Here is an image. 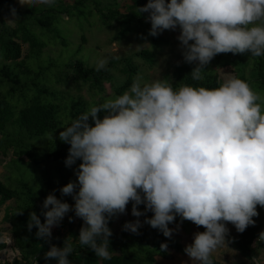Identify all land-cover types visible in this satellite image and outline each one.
<instances>
[{
  "label": "clouds",
  "instance_id": "9594fccd",
  "mask_svg": "<svg viewBox=\"0 0 264 264\" xmlns=\"http://www.w3.org/2000/svg\"><path fill=\"white\" fill-rule=\"evenodd\" d=\"M37 2L52 6L56 0H17L28 7ZM136 9L148 14L151 36L179 28L183 60L195 65L193 80L203 79L218 54L264 56V0H147ZM9 14H17L15 5ZM106 64L101 58L96 69ZM62 128L58 138L70 145L65 166L81 161L76 181L59 189L74 204L50 192L41 206L44 222L29 214L27 228L35 226L38 238L50 239L52 228L72 211L83 221L75 241L110 259L109 220L131 202L137 219L123 230L137 233L144 216V223L170 238L169 224L179 216L205 229L193 234L184 253L191 262L213 264L212 253L226 245V223L242 233L255 223L257 206L264 207V100L239 77L208 88L174 87L166 78L146 82L137 75L122 94L90 106ZM72 250L69 236L44 257L71 264Z\"/></svg>",
  "mask_w": 264,
  "mask_h": 264
},
{
  "label": "trees",
  "instance_id": "16d2710c",
  "mask_svg": "<svg viewBox=\"0 0 264 264\" xmlns=\"http://www.w3.org/2000/svg\"><path fill=\"white\" fill-rule=\"evenodd\" d=\"M133 2V6L122 14L114 1L103 7L101 0H77L72 6L65 4L64 0H56L52 6L43 4L22 10L17 0H0V157L6 158L12 153L13 173L18 175L7 183L0 180V209L7 203L15 204L5 218L12 227L14 245L20 256L12 264H56L55 259L46 260L44 253L52 245L62 247L65 240L59 236L48 240L38 238L35 235L36 227L29 231L27 223L30 212H35L41 223L44 222L41 206L50 192L70 205L74 203L70 195L62 196L59 189L69 181H76L74 170L81 161L77 160L71 167L65 166L70 145L60 141L58 136L62 127L90 108V103L80 96L72 97L67 90L85 87L93 97H97L103 96L109 85L112 95L102 98L104 102L126 91L139 74L132 57L123 60V68L119 71L124 77L121 82L113 73L118 63L111 62L97 70L83 58L82 48L78 46L75 56L62 60V54L68 53L70 43L64 39L60 24L75 19L84 24L95 15L101 25L115 29L116 38L121 40L132 34L133 28H144L149 22L146 19L148 14L138 15L136 9L145 4L141 0ZM12 5L17 10L15 16L9 14ZM64 15L68 20L63 18ZM9 20H13L14 25ZM120 27L123 29L120 30ZM82 40L85 42L84 37ZM152 41L155 48L169 43L163 37H154ZM49 45H59L63 50L61 56L56 60L42 61L44 50ZM25 47L28 48L26 52ZM135 57L149 67L156 64V54L150 51H142ZM193 67L195 65L190 64L175 69V87L184 84L217 87L222 81L215 70L232 69L237 77L248 81L264 100V56L251 57L247 51L235 55L218 54L205 66L202 80L191 78ZM105 114L101 111L98 117L102 118ZM131 206L129 202L127 207ZM258 207L260 212H264V207ZM138 209L143 211L144 205H138ZM67 215L72 221L77 218L72 211ZM145 215L151 217L152 213L149 211ZM119 216L116 214L110 218L108 227L111 231ZM139 219L142 228L130 238L112 231L110 259H101L86 246L74 241L69 256L71 264H157L159 260L172 261L175 254H185L181 241L173 235L165 237L159 229L144 223V216ZM190 222L177 216L169 227L187 226ZM197 227L200 232L205 230L203 226ZM2 238L0 229V252L7 248L1 242ZM256 241L257 229L250 225L232 245L242 258L252 262ZM162 243L167 244L165 250H161ZM213 264L217 263L213 260Z\"/></svg>",
  "mask_w": 264,
  "mask_h": 264
},
{
  "label": "rangeland",
  "instance_id": "374dc122",
  "mask_svg": "<svg viewBox=\"0 0 264 264\" xmlns=\"http://www.w3.org/2000/svg\"><path fill=\"white\" fill-rule=\"evenodd\" d=\"M77 0H64L65 4L72 6ZM103 2V7L108 5L109 2H116L118 4L119 11L124 14L127 12V9L133 6V0H101ZM143 4L147 3V0H141ZM43 4L36 3L30 5V7L25 5L18 6L22 9L28 8H37ZM93 6V5H92ZM95 14V13H94ZM65 20H68L67 16H63ZM77 22L76 19L72 20L69 23H61L60 31L64 39L69 43L68 53L62 54V60L65 61L66 57H73L76 54L77 48H82L83 58L90 63L91 66L96 67V62L101 58L107 59V65L111 62H115L117 65L113 68L114 75L121 81H124V77L119 73L120 69L123 68V60L128 58H133L134 64L139 69V74L144 78L146 82H150L153 79L166 78L172 81L173 86L175 87V81L173 78V72L179 66L190 65L189 63L184 62L181 48L179 47V41L177 36L179 35V28L176 30H163L158 33L156 36L149 35V29L151 27L150 22L144 28H133L132 34L127 35L124 39H117L116 31L112 28H107L101 25L99 20L92 15L88 22ZM10 24L14 25L12 21ZM123 27H120L122 30ZM85 38L83 42L82 38ZM154 37H163L168 40V44H163L160 48H155L152 39ZM78 46V47H77ZM25 47L24 51H27ZM60 46L49 45L44 50L43 60L49 61V59L56 60L61 56ZM142 51H150L156 54V64L153 67H149L143 60L135 57L136 54ZM80 58V57H79ZM88 58V59H87ZM215 70V69H214ZM220 80L228 76H236L237 74L232 69H218L215 70ZM115 84H117L115 82ZM60 90H67L65 88H59ZM71 93L72 97L78 98L82 97L85 101L90 103V106L97 103H102L104 99L112 95L110 86H106V93L103 96H95L90 94L87 88L81 87L77 90L75 87H71L70 90H67ZM14 156L9 154L8 157H0V180L3 183H7L14 177H18L17 174L13 173L15 166L12 164L14 161ZM74 203H71V205ZM15 206L14 202L7 203L0 209V229L3 233L2 241L7 245V248L4 252H0V264H12L15 260H19L20 256L18 251L15 248L13 236H12V227L9 222L6 221V214ZM259 206V205H258ZM258 215L253 217L255 223L253 224L257 229V241L254 245L252 251V262L246 261L241 255L234 249L232 243L236 240L242 233H238L234 226L231 223H226V227L229 229L228 235L226 236V245L218 247L211 255V258L217 264H264V236L260 237V234L264 232V212L258 210ZM137 218L131 215V208L126 206L125 213L120 214V216L115 220L112 231L113 233L130 238L136 233L123 230V225L125 222H131ZM83 221L80 218H76L74 221L69 220V216L66 214L64 219L61 221L58 227L52 228V236H59L62 238H67L71 236L73 242L78 238L79 229L82 226ZM142 228V226L140 227ZM139 228V229H140ZM174 229L173 236L177 238L181 243L186 246L191 244L193 240V234L200 232L198 227L190 222L187 226L176 225L172 227ZM157 264H198V262H191L189 257L186 254H175L172 261H163L159 260Z\"/></svg>",
  "mask_w": 264,
  "mask_h": 264
}]
</instances>
